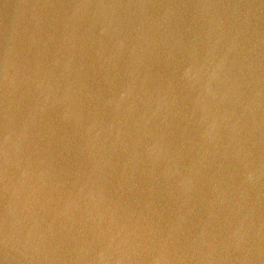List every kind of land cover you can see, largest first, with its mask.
Wrapping results in <instances>:
<instances>
[{
  "label": "water",
  "instance_id": "95a60500",
  "mask_svg": "<svg viewBox=\"0 0 264 264\" xmlns=\"http://www.w3.org/2000/svg\"><path fill=\"white\" fill-rule=\"evenodd\" d=\"M0 264H264V0H0Z\"/></svg>",
  "mask_w": 264,
  "mask_h": 264
}]
</instances>
